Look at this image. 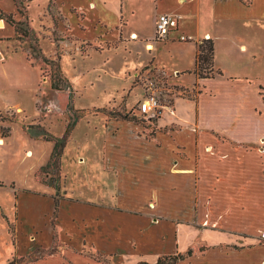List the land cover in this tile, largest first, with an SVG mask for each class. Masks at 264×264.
<instances>
[{"label": "rangeland", "instance_id": "obj_1", "mask_svg": "<svg viewBox=\"0 0 264 264\" xmlns=\"http://www.w3.org/2000/svg\"><path fill=\"white\" fill-rule=\"evenodd\" d=\"M174 3L164 0V5ZM154 9L153 0H0V136L7 134L0 143V264H156L158 255L164 263L185 264L188 253L207 249L196 230L205 234L211 224L206 216L197 219L191 213L196 207L206 213L209 197L206 186L199 185L198 191L193 179L185 183L184 197L198 198L196 204L161 205L162 211L182 216L177 220L185 225L180 235L170 220L161 234L153 228L138 233L135 223L121 224L120 219L113 223L117 239L95 229V206L112 207L117 202L113 196L124 198L131 191L134 200V190L147 188L134 177L117 188L110 134L124 131L150 139L167 133L177 125L158 122L165 113L172 116L174 99L195 97L201 90L190 44H167L169 38L152 41ZM242 20L213 27L217 63L225 78L248 77L264 84V20ZM16 23L27 33H17ZM119 30L124 35L117 38ZM133 31L139 38H130ZM226 37L246 43L248 53H240ZM150 42L149 51L145 44ZM152 94L168 109L155 117L141 115L139 104ZM220 108L218 126L230 130L233 123L227 116L234 107L222 102ZM257 128L264 133L263 125ZM234 142L235 155L256 149L264 154V143ZM54 151L58 159L52 163ZM129 157L119 156L121 165L128 166ZM120 174H126L125 168ZM70 203L82 209V219L76 214L82 221L71 226L66 217L78 209ZM61 207L65 213L60 220ZM181 244L189 248L174 253Z\"/></svg>", "mask_w": 264, "mask_h": 264}, {"label": "crops", "instance_id": "obj_2", "mask_svg": "<svg viewBox=\"0 0 264 264\" xmlns=\"http://www.w3.org/2000/svg\"><path fill=\"white\" fill-rule=\"evenodd\" d=\"M153 3L155 6L153 39L157 17L160 14L175 17L177 25L170 31L168 38L171 41L167 44L179 46L190 44L193 63L197 43L203 39H210L214 45L215 39L218 38L213 29L216 23L225 25L245 21L242 19L264 20V0H202V2L175 0L171 5H164V0H153ZM104 4L106 3H103V6ZM91 6L95 7V4L90 2L89 7ZM201 14L205 23L202 25L203 28L200 24ZM83 16L82 13V18ZM120 30L117 38L124 35ZM130 36L132 39L139 38L135 31ZM180 36L189 37L194 41H179ZM226 39L240 53H248L246 43H237L231 37ZM145 48L153 50V44L146 43ZM250 56L252 57L253 53H250ZM214 66L221 72L215 57V47ZM196 80L201 84V90L197 91L195 97L174 99L172 116L165 113L158 122L159 126L175 124L177 128L174 127L164 134L157 132L158 134L150 139L132 136L124 131L117 135L110 134L113 156L110 163L117 177V188L123 179L131 177L141 180L139 186L147 188L134 190L136 195L134 200L130 197L131 191L124 198L113 196L117 202L112 207L95 206L96 232L108 238L110 236V239H115L116 236L117 239L119 232L115 231L113 223L120 219L121 224L135 223L138 233L145 228L149 230L153 228L157 229V234H161L160 230L170 220L169 224H173L177 229L174 233L180 235L185 225L177 220L182 216L162 211L161 205L174 203L176 205H172L173 207H177L178 204L188 206L190 201L192 206L196 204L198 198L195 201L192 197L188 201L184 197L185 183L189 184V180L193 179L196 181L194 183L196 187L198 186V191L199 185L206 186L209 198L206 213L200 212L199 207H196L191 214H196L197 219H204L206 216L211 228L207 229L205 234L202 232L204 229L196 230L198 234L203 235V244L207 249L201 253L186 255L185 264H264V154L261 150L258 153L256 149L257 151L254 150L256 152L250 154L235 155L232 149L234 141L264 143V133L257 130L259 125L264 126V97L260 93L264 91V84L260 80L248 77L225 78L222 72L221 75L210 79ZM254 100L257 102L254 103ZM222 102L228 103L234 107L233 111L235 110L232 112L233 115L230 112L227 116L233 123L230 130H222V127L218 126L221 121L216 114L221 109ZM185 106H190V109L183 111ZM221 118H224L223 115ZM112 122L119 128L127 127L123 123ZM251 127L253 128L250 129ZM3 138L0 136V143ZM225 139L229 141H223ZM205 144L208 146L206 147L208 153L203 154ZM123 154L130 155L126 164L128 166L121 165L120 158ZM114 156H117L116 159ZM124 168L126 174L121 175L120 172ZM70 204L78 210L66 218L69 225L78 224L82 221V209L75 203ZM24 207L29 206L26 204ZM61 210L63 207L58 213L60 220L61 212L65 213ZM76 214H80L81 219ZM154 215L159 219L153 220ZM75 219H79V222ZM72 228H68V232H73ZM80 232L78 229L77 233ZM188 248L182 244L180 248L175 246L174 253H184ZM135 249L134 247L131 250Z\"/></svg>", "mask_w": 264, "mask_h": 264}, {"label": "trees", "instance_id": "obj_3", "mask_svg": "<svg viewBox=\"0 0 264 264\" xmlns=\"http://www.w3.org/2000/svg\"><path fill=\"white\" fill-rule=\"evenodd\" d=\"M4 15L2 11H0V17ZM10 24H14L11 20H8ZM15 31L17 33H27V30H24L23 28L20 27V23H16V28ZM159 40H155L154 42H158ZM196 56H195V61H194V68H193V74L197 79H210L215 77L216 75H221V72L217 70L214 66V45L212 40L207 39V40H202L199 44L196 45ZM205 73V74H204ZM54 89H59L58 84L54 83L52 84ZM185 93L187 90H184ZM185 97L189 99H193L191 95H185ZM7 135V134H2V136ZM48 139V137H45ZM58 159V152L54 151L51 157V162L54 163ZM190 254V253H188ZM170 258V257H169ZM171 259H176L175 257L170 258ZM156 264H169V262H162L161 259H158Z\"/></svg>", "mask_w": 264, "mask_h": 264}, {"label": "built area", "instance_id": "obj_4", "mask_svg": "<svg viewBox=\"0 0 264 264\" xmlns=\"http://www.w3.org/2000/svg\"><path fill=\"white\" fill-rule=\"evenodd\" d=\"M177 25V20L175 17L168 15V14H160L157 17L155 23V40H165L169 37V33L172 29H174ZM187 40H191L189 37L180 36L179 41L185 42ZM150 90L154 89L153 85L149 86ZM166 108L161 106L155 96L152 95H145L143 100L138 106V111L141 115H149L150 117L157 116V113L160 109Z\"/></svg>", "mask_w": 264, "mask_h": 264}, {"label": "bare ground", "instance_id": "obj_5", "mask_svg": "<svg viewBox=\"0 0 264 264\" xmlns=\"http://www.w3.org/2000/svg\"><path fill=\"white\" fill-rule=\"evenodd\" d=\"M91 8H94V6H91ZM0 25L3 26V24L0 22ZM151 47H149L150 49ZM1 56V55H0ZM30 156V154H28Z\"/></svg>", "mask_w": 264, "mask_h": 264}]
</instances>
